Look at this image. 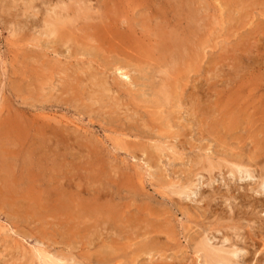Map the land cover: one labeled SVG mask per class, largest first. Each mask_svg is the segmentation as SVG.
<instances>
[{"label": "rangeland", "instance_id": "374dc122", "mask_svg": "<svg viewBox=\"0 0 264 264\" xmlns=\"http://www.w3.org/2000/svg\"><path fill=\"white\" fill-rule=\"evenodd\" d=\"M6 1L8 0H0V199L2 198L0 200V264H39L38 251H47L48 253L53 251L54 255L72 256L73 259H67L69 263H73L76 260L82 264H199L200 257L198 253H194V248L196 241L202 236H207L208 242L215 246L227 247L234 240L237 246L242 247V244L246 245L245 243L252 239L253 245L249 248L253 249L263 243L256 236V231L259 222L264 221V211L251 213L249 205L241 203L242 197L240 196L244 195V198L247 199V196L251 195L250 198L264 201V190H258L255 186L257 170L251 164L249 170L252 176L244 175L236 172L237 170L229 161L233 160L232 157H235V154H238V157H241L242 160L244 159L243 163L247 160L251 163L264 160V146L261 147L264 140V53H262L264 52V0H117L118 2L115 0H89L90 3L80 0L81 2H79L85 5L87 2L90 10L91 8L94 10V7L98 5V8L95 7L96 13H94L95 10H91L94 14L93 17L89 10V15L86 19L80 16L81 18L77 17L78 19L75 20L77 23L72 21L70 24V21H65V16L70 19H76V17L72 16L75 14L72 7H76L74 6L76 4H74V0L67 1L70 3L62 0L67 5L69 4L63 10V6H66L65 3L58 1V4L56 0H49V5L53 6L58 12L57 15L61 17L60 19L55 15L51 19L52 22L54 21L57 24L55 26H58L62 31H65L66 27L68 28L66 29L67 33L70 32L74 37L75 35L79 36L75 37V41L73 39L67 42L59 40L55 41L56 43H54V38L51 35L41 31L38 33L40 28L36 24L32 26L30 21L25 23L27 27H16V30L13 31L9 23L18 22L22 24L24 16L21 14L26 10H28L26 11L27 13L34 12L35 8L32 6L30 8L29 6L27 7L21 0H9V2L5 3ZM12 1H15L13 5ZM38 2L40 3V1L34 0L31 5L37 6ZM7 4L8 6L10 4V10L7 8L8 6L6 8L4 6ZM169 4H172V6ZM14 5L15 11L20 14L13 11L12 7ZM118 5L120 10L124 11H120ZM142 5L144 8L147 6L146 11L143 7H139ZM166 5L168 6L167 8ZM149 6H155L156 8H149ZM182 6L186 7L183 8ZM165 8L169 11H165ZM179 8H183L181 9L183 14L189 11L188 14L184 16L182 11L179 12ZM187 8L188 11H186ZM149 11H152V13L149 15L145 14L149 13ZM101 12H105L102 13V15L105 14L104 18H102V15L98 17V13L101 14ZM110 12H112L111 14L116 12V16L113 14L112 17ZM136 12L138 15L135 14ZM173 12L177 13L174 14ZM11 13L13 16H11ZM41 14V12H38L36 15L38 20L42 19ZM132 15L135 16L133 17ZM164 16L166 19H164ZM194 16L200 18L197 19ZM106 17L107 21H104ZM192 17L196 20H192ZM113 18L115 20L117 18V20L115 21ZM119 18L122 20H119ZM179 18H182L184 22ZM152 19H156L154 22L158 20L155 26ZM84 20L85 22H83ZM100 20H103L106 24L111 23L114 26L111 24L105 26L106 24L104 23L102 25ZM143 20H146L144 24L147 25L142 24ZM58 21H62V23ZM93 21L99 24L95 23L101 32L99 35L102 38L98 37L97 34L94 35L96 32L93 28L96 26L91 23ZM185 22L190 25L185 27ZM151 24H153L154 28ZM177 24H180V26ZM86 25L91 30L90 34L84 33L89 31ZM132 25L137 26L134 27ZM60 26L64 27L61 29ZM104 26L105 28H117V30L119 28V31L122 30L127 36L121 41L111 33L106 32L105 28H101ZM190 26L193 29H189ZM73 27L76 28L77 34ZM85 27L87 30L83 29ZM155 27L159 34L157 32V34L155 32L151 34L152 29L156 31ZM187 27L189 28L187 29ZM181 29L182 31H180ZM79 30L84 32L82 33ZM144 30L146 31L144 32ZM193 31L198 33L196 35L199 38L198 36L196 37ZM201 31L202 35L200 34ZM105 32L108 35H105ZM177 32L180 34L178 33L177 35ZM173 33L174 45L176 42L178 44V46L175 45L174 47V54L177 53L178 55H174L176 58H174L175 68L172 71L167 69V66L159 63L156 49L161 38ZM244 33L248 34V36L244 35ZM88 35L92 38L90 43L87 42L89 41ZM180 36L191 39L187 38L188 42L184 41L183 45L181 42L183 38ZM245 36L248 38L247 40H245ZM135 37L139 41L137 40L136 42ZM152 37H154L153 40L157 41H153ZM200 38L201 40L204 38V41L202 40L204 43L206 42L204 45L200 43L202 42ZM140 40H143L144 49L140 44ZM244 40L245 42H243ZM58 43L66 45V48ZM133 43L137 46L134 47ZM55 44H58V46ZM188 44L190 47L187 46ZM193 44L196 47H192ZM75 45L79 46L76 47ZM96 45L98 46L95 48L94 46ZM185 46L188 50H186ZM129 47L132 49L136 48V52L134 50L130 51ZM76 48L79 49L76 50ZM153 48H155L154 51ZM100 49L102 51L105 50L103 52L107 53V55L105 56V53H102ZM143 50L149 53H143ZM198 50L201 52H198ZM34 51L37 57L38 55L41 57V60L39 59L40 57L37 58L39 61L35 59ZM43 51L45 52L44 55H42ZM68 52L70 55H68ZM240 52L241 55H239ZM116 53L118 54L116 55ZM119 53L123 54V58H121ZM189 53L191 54L187 58L185 55H189ZM236 54H238L240 60L236 57ZM90 55H96L97 57L88 63L91 59H89ZM101 55L103 56L101 57ZM138 55L139 57H137ZM149 55L152 57H149ZM76 56H79L78 58L81 61ZM177 56L182 58L181 61L180 57L177 59ZM183 56L186 58L184 59ZM243 57L242 61L241 58ZM50 58L55 59V62L52 60L53 64H51ZM106 58L109 61H104ZM44 59L45 61L50 60H48V63L46 62L47 65L44 63ZM101 59L105 64L101 62ZM235 59L238 62L235 63ZM97 60H99L98 63ZM69 61H71V64ZM72 61L77 64H79L78 62L80 64L85 62L84 64L86 65L84 66L86 67L89 64L88 68L83 67L84 69H82L83 64H81L82 66L78 65L79 69L81 67L80 71L84 72L83 74L79 73L83 77L79 78L77 76L79 69L76 70L77 65L75 63L72 64ZM240 61L242 62L241 66L239 64ZM39 62L47 67L51 65V68L56 63V68L54 66L52 69L54 70L55 68L57 71L58 68V71L53 73V70H50L52 71L51 74L45 71L41 72L42 67L40 66V69L37 68L40 65ZM146 62H150V64ZM60 63H64V66L60 65ZM138 63H140L139 67H137ZM188 63L191 65L188 66ZM112 64L116 66L111 67ZM95 65L97 66L95 67ZM105 65L110 70L104 67ZM155 65H157V68ZM65 66L67 67L66 71V68L63 71L59 70V68ZM99 67L103 73L100 72ZM240 67L243 68L239 69ZM70 68L76 72L73 70V74ZM140 69L144 72H139L142 71ZM153 69L154 71H152ZM185 69H188V71L185 72ZM117 70L118 72H116ZM64 71L69 75L68 77L66 76L67 78L62 76ZM89 71H92L91 74ZM58 72L61 73L59 74ZM87 73L88 75H86ZM110 73L113 74L111 75ZM145 73H150V75ZM54 74L59 76V78ZM66 74L64 73V75ZM120 74H126L127 76L122 81V84ZM37 75L40 77H35ZM51 75H54L52 79L50 78ZM84 75H86V78H84ZM89 75L93 77L89 79ZM87 76L89 77L87 78ZM147 76H151L152 79ZM70 77H72L73 82L69 79ZM95 77L99 78L96 79ZM130 77L129 82L127 79ZM35 78H37V82H34ZM78 78L79 81H77ZM94 78L96 81H93ZM39 79L40 84L38 83ZM65 79L68 80V83ZM114 79L115 82L112 81ZM153 79L157 80L154 81ZM103 81L105 82L103 83ZM65 82L68 86L65 85ZM95 82L103 86H98ZM78 83L80 84L78 85ZM164 83L165 86L171 83L174 86V100H172L173 104H170L172 107L169 108V112H167L165 103L155 93L158 87L164 86ZM88 84L92 87L89 88ZM41 85L43 88H41ZM82 85L84 88H82ZM107 85H111L110 88L108 87V93L101 94V91L103 92L102 89L106 88ZM121 85L122 87H119ZM65 87L68 92L65 91ZM38 88L39 90L41 89L40 92H38ZM127 88L128 91L126 90ZM150 88H153V92ZM82 89L84 90L82 91ZM121 90L124 93H120L122 92ZM129 90H132V92ZM135 90L138 93H135ZM191 92L194 93L192 94ZM96 93L98 95L101 94L102 101L98 102V95L95 96ZM125 96L127 97L125 98ZM203 96L205 97L202 98ZM84 97L89 98L85 99ZM157 97L159 100H157ZM207 97L209 98L206 99ZM135 99H137L136 102L134 101ZM62 100L63 102L64 100L70 101H65L66 105L65 102L64 104L62 103ZM116 100L119 101L116 102ZM73 103L77 107L72 106ZM243 105H247L249 109L244 108ZM134 106L136 107L135 110ZM164 106L166 108H162ZM245 109L251 114V119L246 128L243 130L235 129V132L223 133L222 137H217L213 125L225 122L233 114L240 117ZM146 116L148 120L145 119L147 118ZM166 119H169L167 125H165ZM215 120H217L216 123ZM45 127L47 130H45ZM130 128L132 130H129ZM50 129H55L56 131L51 130L50 132ZM64 129L68 131L65 130V134L63 132ZM59 132L61 135H59ZM139 132L141 135L138 134ZM144 132H146V135ZM57 133L59 136L56 135ZM68 133L70 134L69 137ZM38 134H41V136ZM42 134L44 135L42 136ZM50 134L51 136H49ZM62 134H64V138H62ZM37 136L41 137V141H39L40 139L37 140ZM47 136L50 137H48L49 140L46 138ZM59 137L65 139V141L60 140ZM38 142H42V144L39 145ZM259 142L261 145L258 144ZM64 143L66 144L64 145ZM44 144H48L51 148L48 145L47 148ZM54 144L56 146H53ZM80 144L84 147H81ZM205 155L208 156L206 157ZM224 158L228 159L225 160ZM7 167L8 170H5ZM195 167L198 169H195ZM4 172L10 174V177ZM196 184L197 186L195 187ZM191 191L192 194L190 193ZM221 216L228 217L227 219H222L220 218ZM116 228L120 229L117 230ZM135 236L136 238H134ZM141 251H144L145 254L141 253ZM239 254L240 257L237 258V261L239 260L238 263L243 264L242 258L246 256L245 249H242ZM258 255L259 253H256V256ZM196 257H199L198 262Z\"/></svg>", "mask_w": 264, "mask_h": 264}, {"label": "bare ground", "instance_id": "6f19581e", "mask_svg": "<svg viewBox=\"0 0 264 264\" xmlns=\"http://www.w3.org/2000/svg\"><path fill=\"white\" fill-rule=\"evenodd\" d=\"M20 1V0H19ZM18 1V2H19ZM22 2H23V4L24 5H26L27 7L29 6V8H30V6H32V7H34L35 8V10H33L32 8V10L34 11V12H31V13H27L26 11H28V10H26V11H22L23 13L21 14L22 16H24L23 18V22H22V24H19L18 22L17 23H9V26L11 27V29L13 30V31H15L16 30V27H27V25L25 24V23H27V21H30V24L33 26V25H35L36 24V26H38L39 28H40V30H38V33H39V31H41L42 33H45V34H47V35H51L53 38H54V43H56L55 41H59V40H61V41H63V42H67V41H69L70 39L72 40L73 39V41H75V37H77L76 35H75V37L74 36H72L71 35V33L70 32H66V29H68V28H66L65 27V31H62V30H60L59 28H58V26L56 27L55 26V22L53 21L52 22V18L55 16V15H57L58 14V12H57V10L53 7V6H50L49 5V3H48V1L49 0H38V1H40V3H39V5H38V3H37V6H34V5H31V4H33V2H34V0H21ZM57 1V3L59 4V2L58 1H60V2H63V3H65L64 1H62V0H56ZM67 1H69V0H66V2ZM80 0H74V6H76V7H72V8H74V12H75V14L74 15H72L73 17H76V19H70L68 16H65V21H70L69 22V24L73 21H75V20H77L78 18L77 17H80V16H83L84 17V19H86V17H88V15H89V10H90V7L87 5V2H86V5L85 4H82V3H80L79 2ZM83 1V0H82ZM85 1H88L89 3H90V1H92V0H85ZM102 1V0H101ZM116 2H118L117 0H115ZM123 1V0H122ZM121 1V2H122ZM148 1V0H147ZM146 1V2H147ZM174 1V0H173ZM243 1H245V0H243ZM247 1V0H246ZM2 2V1H1ZM7 2H9V0L8 1H6L5 3H7ZM84 2V1H83ZM96 2V1H95ZM94 2V3H95ZM120 2V3H121ZM130 2H132V1H130ZM152 2V1H151ZM193 2V1H192ZM242 2V1H241ZM3 3V2H2ZM11 3V2H10ZM15 3V1H12V5ZM52 3V2H51ZM56 3V4H57ZM67 3H70V2H67ZM99 3V2H98ZM113 3H114V1H113ZM168 3V2H167ZM185 3V2H184ZM191 3V2H190ZM17 4V3H16ZM53 4V3H52ZM57 4V5H58ZM66 4V3H65ZM64 4V5H65ZM96 4V3H95ZM94 4V5H95ZM99 4H101V3H99ZM122 4H123V2H122ZM126 4H127V2H126ZM148 4H149V2H148ZM174 4V3H173ZM11 5V6H12ZM24 5H22L23 7H24ZM56 5V6H57ZM60 5H62L61 3H60ZM69 5V4H68ZM67 4H66V6H63L64 8H62V7H60V8H62V10L63 9H66L67 8V6H68ZM73 5V4H72ZM71 5V6H72ZM102 5V4H101ZM133 5V4H132ZM136 5V4H135ZM170 6H172V4H169ZM5 6V8L8 6V4L7 5H4ZM9 6H10V4H9ZM9 6L7 7V8H9ZM20 6V5H19ZM55 6V7H56ZM86 6H88V7H86ZM91 6V5H90ZM93 6V5H92ZM98 6V5H97ZM97 6H95L96 8H98ZM100 6V5H99ZM106 6V5H105ZM119 6V5H118ZM117 6V7H118ZM122 6V5H121ZM161 6V5H160ZM207 6V5H206ZM14 7H15V5L12 7L13 9H14ZM66 7V8H65ZM95 7H94V10H95ZM101 7V6H100ZM115 7V6H114ZM125 7V6H124ZM130 7V6H129ZM139 7H143V9L145 10L146 8H147V6H146V8H144V6L142 5V6H139ZM151 7H154V8H156L155 6H151ZM150 6H149V8H151ZM168 6L166 5V8H167ZM183 7V6H182ZM186 7V6H185ZM185 7H183V8H185ZM26 8V7H25ZM25 8H24V10H25ZM102 8V7H101ZM106 8V7H105ZM108 8H110L109 6H108ZM119 8V10H120V6L118 7ZM132 8V7H131ZM165 8V11L166 10H168V9H166ZM171 8V7H170ZM183 8H179V12H181L182 11V14H183V10H181V9H183ZM191 8V7H190ZM208 8V7H207ZM11 8H9V10H10ZM57 9H58V6H57ZM122 9V8H121ZM133 9V8H132ZM8 10V11H9ZM20 9H18V11H19ZM22 10H23V8H22ZM62 10H60V11H62ZM71 10V9H70ZM91 10H93V8H91ZM90 10V11H91ZM93 10V11H94ZM143 10V11H144ZM150 10V9H149ZM153 10V9H152ZM157 10V9H156ZM190 10V9H189ZM13 11H15V9L13 10ZM31 11V10H30ZM67 11V10H66ZM72 11H73V9H72ZM99 11V10H98ZM109 11V10H108ZM107 11V13L109 14V12ZM113 11V10H112ZM118 11V10H117ZM120 11H124V10H120ZM119 11V12H120ZM132 11V10H131ZM146 11V10H145ZM144 11V12H145ZM158 11V10H157ZM169 11V10H168ZM173 11V10H172ZM186 11H188V8L186 9ZM205 11H206V9H205ZM231 11V10H230ZM15 12H17V11H15ZM19 12H21V10L19 11ZM38 12H41L42 14V19H39V20H41V21H39L37 18V14H38ZM68 12H69V10H68ZM68 12H67V14H68ZM153 12H154V10H153ZM159 12H160V10H159ZM189 12V11H188ZM188 12L186 13H184L183 15L185 16V14L187 15L188 14ZM196 12V11H195ZM9 13V12H8ZM18 13V12H17ZM72 13V12H71ZM70 13V14H71ZM94 13H96V10L94 11ZM99 13H100V11H99ZM98 13V17H99V15L101 16L102 15V13H105V12H101V14H99ZM112 12H110V15H112V17H113V14H115V13H113V14H111ZM121 13V12H120ZM132 13H133V11H132ZM150 13H152V11L150 12L149 11V13L147 12V13H145V14H147V15H149ZM155 13V12H154ZM158 13V12H157ZM162 14L164 13V12H161ZM168 13V12H167ZM170 13V12H169ZM174 13V12H173ZM177 12H175L174 14H176ZM198 13V12H197ZM207 13V12H206ZM10 14V13H9ZM16 14V13H15ZM18 14H20V13H18ZM17 14V15H18ZM93 13H92V11H91V15H92ZM107 14V15H108ZM128 14V13H127ZM136 15H138L137 14V12L135 13ZM144 14V13H143ZM165 14V13H164ZM178 14H181V13H178ZM191 14H192V12H191ZM191 14H189V15H191ZM194 14V13H193ZM234 14V13H233ZM105 15V14H104ZM104 15H102V18H104L105 16ZM124 15H125V13H124ZM11 16H13L12 15V13H11ZM58 16V15H57ZM93 17H94V14L92 15ZM97 16V15H96ZM104 16V17H103ZM109 16V15H108ZM114 16H116V14L114 15ZM126 16V15H125ZM130 16V15H129ZM133 17L135 16V15H132ZM169 16V15H168ZM167 16V17H168ZM195 16H197V15H195ZM194 16V17H195ZM250 16V15H249ZM263 16V15H262ZM6 17H8V16H6ZM15 17V16H14ZM13 17V18H14ZM37 17V18H36ZM40 17V18H41ZM59 17V16H58ZM140 17H142V16H140ZM152 17V16H151ZM151 17H150V19H151ZM170 17V16H169ZM194 17H192V20L194 19ZM252 17V16H251ZM60 19H61V17H59ZM81 18V17H80ZM95 18H97V17H95ZM102 18H100V19H102ZM110 18V17H109ZM108 18V19H109ZM139 18V17H138ZM154 18V17H153ZM156 18V17H155ZM158 18V17H157ZM195 18H197V17H195ZM198 18H200V17H198ZM197 18V19H198ZM203 18V17H202ZM20 19V18H19ZM56 19H58V18H56ZM63 20H64V18H62ZM94 19V18H93ZM107 19V17L104 19V21ZM111 19V18H110ZM114 19V18H113ZM136 19V18H135ZM134 19V20H135ZM143 19V18H142ZM160 19H161V17H160ZM164 19H166V17L164 16ZM163 19V20H164ZM170 19V18H169ZM180 19V18H179ZM185 19V18H184ZM187 19V18H186ZM10 20V19H9ZM38 20V21H37ZM99 20V19H98ZM115 20V19H114ZM116 20H117V18H116ZM115 20V21H116ZM119 20H122V19H120L119 18ZM139 20V19H138ZM153 20V19H152ZM154 20H156V19H154ZM154 20H153V22H154ZM181 21L183 20L182 18L180 19ZM194 20H196V19H194ZM55 21H57V20H55ZM100 21H102V22H100V24L102 23V25H104V24H106V23H104V21L103 20H100ZM107 21V20H106ZM150 21V20H149ZM161 21V20H160ZM165 21V20H164ZM171 21V20H170ZM190 21H191V19H190ZM12 22V21H11ZM59 23H62V21H58ZM76 22V21H75ZM83 22H85V20L83 21ZM87 22V21H86ZM108 22H109V20H108ZM119 22V21H118ZM121 22H125V21H121ZM146 22V20L144 21L143 20V25H147V24H144ZM151 22V21H150ZM153 22H151V23H153ZM158 22V20L157 21H155L154 22V26L156 25L155 23H157ZM163 22V21H162ZM166 22V21H165ZM183 22H184V20H183ZM188 22H189V20H188ZM58 23V24H59ZM77 23V22H76ZM88 23V22H87ZM86 23V24H87ZM91 23H94V21L93 22H91ZM95 23H97V22H95ZM95 23H94V25H95ZM104 23V24H103ZM110 23V22H109ZM117 23V22H116ZM140 23H141V21H140ZM140 23H138V24H140ZM168 23V22H167ZM173 23V22H172ZM171 23V24H172ZM178 23H180V22H178ZM187 22H185V24H184V26L186 27V26H188V25H190V24H186ZM194 23V22H193ZM197 23V22H196ZM78 24H80V23H78ZM81 24H82V22H81ZM84 24V23H83ZM111 24V23H110ZM110 24H106L105 26H108V25H110ZM127 24V23H126ZM133 24H134V21H133ZM135 24H136V21H135ZM165 24V23H164ZM170 24V25H171ZM183 24V23H182ZM18 25V26H17ZM57 25V24H56ZM60 25V24H59ZM61 25H63V24H61ZM65 25V24H64ZM85 25V24H84ZM97 25H99L98 23H97ZM97 25H95L96 27H94L93 29L95 30V32L96 33H94V35H96L97 34V36L98 37H100V38H102V36H100L99 34H101V32H100V30L97 28ZM101 25V26H102ZM112 25V24H111ZM120 25H122L121 23H120ZM119 25V26H120ZM152 26H153V24H151ZM169 25V24H168ZM177 25H179L180 26V24H177ZM199 25V24H198ZM71 26V25H70ZM70 26H67V27H70ZM105 26L104 27H101V28H105ZM112 26H114V25H112ZM132 26H137V25H132ZM139 26V25H138ZM154 26H153V28H154ZM201 26V25H200ZM200 26H198L199 28H200ZM207 26V25H206ZM31 27V26H30ZM61 27V29L64 27H62V26H60ZM76 28H77V26H75ZM82 27V26H81ZM86 27L88 28V26L86 25ZM83 28V29H86L87 30V28ZM90 27V26H89ZM116 27V26H115ZM126 27H128V26H126ZM142 27V26H141ZM168 27V26H167ZM174 27V26H173ZM192 26H190V28L189 27H187V29L189 28V29H193V28H191ZM71 28V27H70ZM76 28H74L73 27V29H75L76 30ZM79 28V27H78ZM129 28H131V27H129ZM128 28V29H129ZM144 28H146V27H144ZM143 28V29H144ZM168 28H170V27H168ZM30 29V28H29ZM32 29V28H31ZM36 30H37V28H35ZM136 29V28H135ZM139 29H141V28H139ZM149 29H150V27H149ZM175 29V28H174ZM173 29V30H174ZM186 29V30H187ZM196 29H198V28H196ZM257 29V28H256ZM22 30V29H21ZM70 30V29H69ZM85 30V31H86ZM88 30H89V28H88ZM105 30H106V32H109V33H111L112 35H114L115 36V38H119L120 40L121 39H123L124 37H126L127 35L125 34V33H123V31L121 32V31H119V28H118V30H117V28H113V27H107V28H105ZM104 30V31H105ZM132 30H133V28H132ZM132 30H130V31H132ZM154 29H152V31H151V34L153 33V32H155V34H157L158 32H157V29H156V27H155V30L156 31H153ZM169 30V29H168ZM177 30V29H176ZM175 30V31H176ZM186 30H185V32H186ZM202 30V29H201ZM17 31H18V29H17ZM16 31V32H17ZM30 31V30H29ZM32 31V30H31ZM72 31V30H71ZM80 32H82L81 30H79ZM79 31H78V33H79ZM90 31L91 30H89L88 32H84V33H88V34H90ZM93 31V30H92ZM142 31V30H141ZM146 30H144V32H145ZM147 31H148V29H147ZM180 31H182V29L180 30ZM73 32H74V30H73ZM82 32V33H83ZM105 32V35L107 34ZM149 32V31H148ZM157 32V33H156ZM165 32V31H164ZM174 32V31H173ZM184 32V31H183ZM194 33H195V31H193ZM14 33V32H13ZM41 33V34H42ZM70 33V34H69ZM128 33H130V32H128ZM169 33V32H168ZM175 33V32H174ZM174 33L173 34H165L166 36L164 37V38H161V40L159 41V43H158V47H157V54H158V59H159V63L160 64H162L163 66H167V69H169V70H174V58H175V54H177V53H175L174 54V47H175V45H177L178 46V44H177V42H176V44L174 45V43H175V41H174ZM178 33L179 32H177V35H178ZM204 33V32H203ZM31 34V33H30ZM76 34H77V30H76ZM138 34V33H137ZM142 34H143V32H142ZM159 34V33H158ZM180 34V33H179ZM196 34H198L197 32L195 33V35ZM200 34L202 35V31L200 32ZM255 34V33H254ZM258 34V33H257ZM38 35V34H37ZM86 35V34H85ZM108 35V34H107ZM133 35V34H132ZM163 35V34H162ZM244 35H246V33H244ZM81 36H83V35H81ZM89 36V41H87V42H91L92 41V38H91V36L90 35H88ZM129 36V35H128ZM134 36V35H133ZM139 36V35H138ZM184 36V35H183ZM183 36L181 37V38H183ZM187 36V35H186ZM198 35H196V37H197ZM246 36H248V34L246 35ZM245 36V37H246ZM79 37V36H78ZM132 37V36H131ZM140 37V36H139ZM141 37H142V35H141ZM146 37V36H145ZM157 37V36H156ZM185 37V36H184ZM193 37V36H192ZM203 37V36H202ZM81 38V37H80ZM83 38V37H82ZM111 38V37H110ZM148 38H149V36H148ZM177 38H179V37H177ZM188 39H191V38H189V37H187ZM187 38H183V41H181L182 42V44L184 45V41L185 42H188L186 39ZM194 38V37H193ZM198 38H199V36H198ZM204 38H206L205 36H204ZM204 38L202 39L203 41H204ZM51 39V38H50ZM87 39V38H86ZM98 40H99V38H97ZM134 39V38H133ZM136 39V40H135ZM135 41L137 42V38L135 37ZM149 39H151V38H149ZM154 39V37H152V40ZM176 39V38H175ZM185 39V40H184ZM248 38L246 37L245 38V40H247ZM33 40V39H32ZM77 40V39H76ZM80 40V39H79ZM88 40V39H87ZM107 40V39H106ZM112 40H113V38H112ZM124 40H126V39H124ZM151 40V41H152ZM179 40V39H178ZM181 40V39H180ZM199 40V39H198ZM201 40V38H200V41H202ZM206 40V39H205ZM245 40L243 41V42H245ZM258 40V39H257ZM52 41V40H51ZM83 41V40H82ZM115 41H117V40H115ZM122 41V40H121ZM139 41V40H138ZM141 41V40H140ZM143 41V40H142ZM142 41H141V45H142V47H143V43H142ZM153 41H155V40H153ZM157 41V40H156ZM155 41V42H156ZM195 41H196V39H195ZM199 41V42H200ZM200 42V43H203V45L206 43H204V42ZM42 42V41H41ZM44 42V41H43ZM63 42H61V43H63ZM86 42V43H87ZM130 42H131V40H130ZM155 42H153L154 44H155ZM240 42H242V41H240ZM86 43H84V44H86ZM123 43H126V42H123ZM139 43V42H138ZM195 43V42H194ZM53 44V43H52ZM59 44V43H58ZM58 44L56 45V46H58ZM118 44V43H117ZM116 44V45H117ZM135 43H133L132 45L135 47V46H137L136 44L134 45ZM148 44L149 45H151L149 42H148ZM179 44H180V42H179ZM196 44H198L197 42H196ZM243 44V43H242ZM255 44V43H254ZM60 45V44H59ZM67 45H69V44H67ZM83 45V44H82ZM87 45V44H86ZM91 45V44H90ZM114 45V44H113ZM129 45V44H128ZM139 45V44H138ZM157 45V44H156ZM200 45V44H199ZM198 45V46H199ZM32 46V45H31ZM60 46H66V45H60ZM76 46V45H75ZM79 46V45H78ZM78 46H76V47H78ZM98 45H96V46H94L95 48L97 47ZM118 46H119V44H118ZM155 46V45H154ZM180 46H181V44H180ZM187 46H189L190 47V45L188 44ZM195 46V44H193V46L192 47H194ZM201 46H202V44H201ZM241 46V45H240ZM245 46V45H244ZM264 46V45H263ZM48 47V46H47ZM71 47V46H70ZM86 47V46H85ZM92 47V46H91ZM99 47H102V46H99ZM130 47H131V45H130ZM129 47V48H130ZM133 47V48H134ZM138 47H140V46H138ZM153 47V46H152ZM186 47V46H185ZM191 47V48H192ZM196 47V46H195ZM242 47V46H241ZM58 48V47H57ZM57 48H56V50H57ZM63 48V47H62ZM66 48V47H65ZM80 48V47H79ZM79 48H76V50H78ZM121 48V47H120ZM126 48V47H125ZM182 48V47H181ZM235 48H236V46H235ZM59 49V48H58ZM68 49V48H67ZM71 49H73L72 47H71ZM99 49V48H98ZM122 49V48H121ZM131 50L130 51H132V50H134V52H136L135 51V49H132V48H130ZM139 49V48H138ZM141 49V48H140ZM143 49H144V47H143ZM148 49V48H147ZM154 49L155 48H153V51H154ZM178 49H180L179 47H178ZM183 49V48H182ZM181 49V50H182ZM194 49V48H193ZM196 50H197V48H195ZM201 49H202V47H201ZM40 50V49H39ZM55 50V49H54ZM55 50V51H56ZM85 50H86V48H85ZM101 50V49H100ZM99 50V51H100ZM119 50V49H118ZM146 50V49H145ZM145 50H143L144 52L143 53H147ZM151 50V49H150ZM186 50H188L187 49V47H186ZM240 50H242V49H240ZM29 51V50H28ZM46 51V50H45ZM55 51H53V52H55ZM102 51V50H101ZM103 51H105V50H103ZM102 51V53H105V52H103ZM153 51H151V53H153ZM176 51V50H175ZM190 51V50H189ZM193 51V50H192ZM235 51V50H234ZM251 51V50H250ZM35 52V51H34ZM41 52V51H40ZM44 52V51H43ZM74 52V51H73ZM79 52V51H78ZM77 52V53H78ZM121 52V51H120ZM180 52V51H179ZM188 52V51H187ZM194 52V51H193ZM198 52H201V51H199L198 50ZM202 52H203V50H202ZM245 52V51H244ZM69 53V52H68ZM76 53V54H77ZM101 53V52H100ZM112 53H114V52H112ZM123 53V52H122ZM120 54L121 55V58H123L122 57V55L123 54H125V53H123V54ZM131 53V52H130ZM140 53V52H139ZM142 53V54H143ZM149 53V52H148ZM147 53V54H148ZM182 53H184V52H182ZM192 53V52H191ZM191 53H189V55H185L186 57L187 56H190V54ZM262 53H264V52H262ZM45 54V52L42 54V55H44ZM75 54V55H76ZM79 55H80V53H78ZM83 54V53H82ZM118 53H116V55H117ZM127 54V53H126ZM129 54V53H128ZM132 54V53H131ZM138 54V53H137ZM154 54H155V52H154ZM188 54V53H187ZM196 54V53H195ZM242 54H244V53H242ZM248 54V53H247ZM35 56H36V52H35V54H34ZM68 55H70V53L68 54ZM67 55V56H68ZM72 55V54H71ZM84 55V54H83ZM107 55V53H105V56ZM115 55V56H116ZM130 55V54H129ZM144 55V54H143ZM178 55V54H177ZM193 55H194V53H193ZM207 55V54H206ZM239 55H241V52H240V54ZM245 55V54H244ZM35 56H33L32 55V57H34L35 58ZM46 56V55H45ZM67 56H66V58H67ZM91 56V55H90ZM103 55H101V57H102ZM131 56V55H130ZM151 55H149V57H150ZM156 56V55H155ZM181 56V55H180ZM180 56H177V59H178V57H180ZM205 56V55H204ZM208 56V55H207ZM243 56V55H242ZM38 57H40L39 55H38ZM37 56H36V58L35 59H37L38 58ZM77 57V59L78 60H80L78 57L79 56H76ZM97 56L96 55H92L91 57H89V61H88V63H90V61L93 59V58H96ZM109 57V56H108ZM137 57H139V55L137 56ZM146 58H147V56H145ZM152 57V56H151ZM184 57V56H183ZM186 57H184V59L186 58ZM192 57V56H191ZM203 57V56H202ZM236 57L239 59V57H238V54H236ZM245 57V56H244ZM244 57L243 58H241L242 59V61H243V59H244ZM30 58V57H29ZM47 58V57H46ZM63 58V57H62ZM70 58V57H69ZM130 58V57H129ZM135 58V57H134ZM157 58V57H156ZM155 58V59H156ZM188 58V57H187ZM196 58H197V56H196ZM27 59V58H26ZM40 60H41V57L39 58ZM39 59H37L38 61H39ZM58 59V58H57ZM74 59V58H73ZM87 59H88V56H87ZM87 59H86V61H87ZM99 59V58H98ZM135 59H137V58H135ZM176 59V58H175ZM181 57H180V61H181ZM183 59V60H184ZM198 59V58H197ZM196 59V60H197ZM33 60V59H32ZM49 60V59H48ZM48 60H46L45 61V59L43 60L44 61V63H48L50 60H51V62H52V60L55 62V59H52V58H50V60L48 61ZM66 60V59H65ZM69 60V59H68ZM94 60V59H93ZM100 60V59H99ZM99 60H97V63H98V61ZM105 60H107V61H109L107 58L106 59H104V61ZM125 60V59H124ZM149 60V59H148ZM240 60V59H239ZM61 61V60H60ZM64 61V60H63ZM74 61H76V60H74ZM81 61V60H80ZM85 61V60H84ZM85 61V62H86ZM104 61H102V59H101V62L102 63H104ZM111 61V60H110ZM119 61V60H118ZM123 61V60H122ZM127 61H129V60H127ZM138 61V60H137ZM154 61H156V60H154ZM154 61H152V62H154ZM158 61V60H157ZM235 61V63L236 62H238V61H236V59L234 60ZM233 61V62H234ZM245 61V60H244ZM33 62H34V60H33ZM54 62H52L51 64H53ZM57 62V61H56ZM58 62H59V60H58ZM57 62V63H58ZM62 62V61H61ZM68 62V61H67ZM71 61H69V63H70ZM84 62V63H85ZM112 62V61H111ZM126 62V61H125ZM132 62V61H131ZM136 62V61H135ZM134 62V63H135ZM144 62V61H143ZM260 62V61H259ZM31 63H32V61H31ZM35 63H37V62H35ZM40 63V62H39ZM43 63V62H42ZM47 63H46V65H47ZM73 63H75L76 65H77V67H76V70L77 69H79L78 67V65H81V64H83V66H82V69H84L83 67H85V68H88V66H89V64H88V66L86 67V66H84V65H86V64H84L83 62H81V64H80V62H78L79 64H77L76 62H73L72 61V64ZM95 63V62H94ZM100 63V62H99ZM102 63H100V64H102ZM118 63V62H117ZM147 63V62H146ZM146 63H144V64H146ZM149 64H150V62H148ZM147 63V64H148ZM204 63V62H203ZM241 61H240V66H241ZM67 63L65 62V65H66ZM71 64V63H70ZM74 64V65H75ZM92 64H93V62H92ZM91 64V65H92ZM96 64V63H95ZM105 64V63H104ZM111 64V63H110ZM122 64V63H121ZM139 64L140 63H138V65H137V67H139ZM146 64V65H147ZM159 64V65H160ZM184 64H185V62H184ZM238 64V65H239ZM45 64H41L40 63V65H39V67H37V68H39L40 69V66L42 67V69L40 70L41 72H47V73H52V71H50V70H53L52 68L55 66V68H56V66H57V64L55 63V65H52L53 67L51 68L50 66V69H49V67H47ZM49 65V64H48ZM60 65H63L64 66V63H60ZM69 65V64H68ZM108 65V64H107ZM107 65H105L104 67H107ZM115 65V64H114ZM113 64L111 65V67L112 66H114ZM129 65V64H128ZM182 65H183V62H182ZM191 65V64H190ZM189 65V63H188V66H190ZM244 65V64H243ZM36 66H37V64H36ZM67 66V65H66ZM62 67V68H59V70H64V68H66L65 69V71L67 70V67ZM97 65H95V67H96ZM101 66V65H100ZM116 66V65H115ZM135 66V65H134ZM144 66V65H143ZM149 66V65H148ZM150 66H152V65H150ZM154 66V65H153ZM152 66V67H153ZM156 66V68H157V65H155ZM205 66V65H204ZM58 67H59V64H58ZM75 67V66H74ZM119 67V66H118ZM141 67V66H140ZM218 67V66H217ZM237 68H238V66H236ZM246 67V66H245ZM248 67V66H247ZM55 68H54V70H55ZM90 68H92L91 66H90ZM93 68H94V66H93ZM107 68H109V67H107ZM120 68H121V66H120ZM119 68V69H120ZM144 68V67H143ZM145 68H148V67H145ZM162 68H164V67H162ZM187 68V67H186ZM243 67H240L239 69H242ZM249 68V67H248ZM30 69H31V67H30ZM95 69V68H94ZM99 69H100V67H99ZM125 69V68H124ZM133 69V68H132ZM165 69V68H164ZM181 69V68H180ZM214 69V68H213ZM238 69V70H239ZM32 70V69H31ZM30 70V71H31ZM37 70V69H36ZM36 70H35V72H36ZM43 70V71H42ZM53 70V73L54 72H57L58 71V68H57V71L55 70L54 71ZM69 70V69H68ZM74 70V69H73ZM73 70H72V68H70V71H72L73 72ZM81 70V67H80V69H79V72L76 74L77 76H79V78H81V76L83 77V75H81L80 76V71ZM87 70V69H86ZM91 70V69H90ZM98 70V69H97ZM109 70H110V68H109ZM134 70V69H133ZM140 70H142V69H140ZM146 70V69H145ZM149 70V69H148ZM150 70H151V68H150ZM157 70V69H156ZM155 70V71H156ZM168 70V71H169ZM216 70V69H215ZM237 70V71H238ZM245 70V69H244ZM64 71V73L66 74V72ZM82 71H84V70H82ZM120 71H122V70H120ZM136 71V70H135ZM152 71H154V69L152 70ZM159 71V70H158ZM161 71V70H160ZM163 71H165V70H163ZM184 71V70H183ZM186 71H188V69H185V72ZM246 71V70H245ZM258 71V70H257ZM69 72V71H68ZM67 72V73H68ZM72 72H70V73H72ZM74 72H76L75 70H74ZM74 72H73V74H74ZM87 72V71H86ZM90 72V71H89ZM88 72V73H89ZM92 72V71H91ZM91 72H90V74H91ZM100 72H102V70L100 69ZM106 72V71H105ZM111 72V71H110ZM116 72H118V70L116 71ZM138 72V71H137ZM139 72H144L143 70L142 71H139ZM150 72V71H149ZM244 72V71H243ZM31 73V72H30ZM33 73V72H32ZM59 74L61 73V72H58ZM64 73L62 74V76H69V75H64ZM82 73V72H81ZM84 73V72H83ZM82 73V74H83ZM88 73L86 74V75H88ZM95 73V72H94ZM103 73V72H102ZM121 73V72H120ZM156 73H157V71H156ZM215 73V72H214ZM40 74H42V73H40ZM72 74V75H73ZM95 74H97V75H99L98 73H95ZM95 74H94V76H95ZM105 74V73H104ZM111 74V73H110ZM109 74V75H110ZM113 74V73H112ZM111 74V75H112ZM146 75L147 74H149L150 75V73H145ZM145 74H143V75H145ZM160 74V73H159ZM201 74V73H200ZM220 74V73H219ZM32 75V74H31ZM33 75H35V74H33ZM44 75H45V73H44ZM43 75V76H44ZM49 75V74H48ZM55 75V74H54ZM54 75H51V79L53 78L52 76H54ZM71 75V74H70ZM76 75H75V77H76ZM86 75H84L85 77L84 78H86ZM111 75H110V77H111ZM118 75V74H117ZM137 75H138V73H137ZM142 75V76H143ZM153 75V74H152ZM157 75V74H156ZM161 75V74H160ZM159 75V76H160ZM174 75V74H173ZM229 75V74H228ZM39 75H37V76H35V77H38ZM42 76V77H43ZM56 76V75H55ZM61 76V75H60ZM90 76V75H89ZM89 76H87V78L89 77ZM154 76V75H153ZM227 76V75H226ZM33 77V76H32ZM40 77V76H39ZM38 77V78H39ZM56 77H58L59 78V76H56ZM66 77V78H67ZM73 77H74V75H73ZM93 77V76H92ZM91 76L89 77V79H91L92 78ZM114 77V76H113ZM132 77H133V75H132ZM147 77H149V76H147ZM230 77V76H229ZM228 77V78H229ZM34 78V77H33ZM55 78V77H54ZM72 77H70L69 79H71ZM79 78H78V80L77 81H79ZM83 78V79H84ZM96 78V77H95ZM95 78H94V80L93 81H96L95 80ZM99 77H97L96 79H98ZM104 78V77H103ZM120 78H121V84H122V81L123 80H125L126 78H127V76H126V74L124 75V74H120ZM149 78H151V76L149 77ZM159 78V77H158ZM169 78V77H168ZM171 78V77H170ZM182 78V77H181ZM210 78V77H209ZM233 78V77H232ZM231 78V79H232ZM100 79H101V76H100ZM105 79H107V78H105ZM109 79V78H108ZM116 79H118V78H116ZM130 79H131V77L129 78V79H127V80H129V82H130ZM133 79L135 80V77H133ZM145 79V78H144ZM152 79V78H151ZM160 79V78H159ZM212 79V78H211ZM31 80V79H30ZM37 80V78H35V80H34V82ZM48 80V79H47ZM82 80V79H81ZM85 80V79H84ZM87 80V79H86ZM91 80V81H92ZM139 80V79H138ZM143 80V79H142ZM149 80V79H148ZM154 80V79H153ZM152 80V81H153ZM155 80H157V79H155ZM154 80V81H155ZM166 80H168V79H166ZM173 80V79H172ZM39 81H40V79L38 80V83H39ZM50 81V80H49ZM49 81H47V82H49ZM60 81V80H59ZM62 81H64V80H62ZM65 81H67V83H68V80H66L65 79ZM71 81H72V79H71ZM75 81V80H74ZM92 81V82H93ZM100 81V80H99ZM98 81V82H99ZM112 81H114L115 82V79L114 80H112ZM147 81V80H146ZM150 81V80H149ZM151 81V82H152ZM160 81V80H159ZM158 81V82H159ZM162 81V80H161ZM226 81H228L227 79H226ZM37 82V81H36ZM58 82V81H57ZM61 82V81H60ZM73 82V81H72ZM85 82V81H84ZM97 82V83H98ZM105 81H103V83H104ZM107 82V81H106ZM113 82V83H114ZM132 82H134L133 80H132ZM141 82V81H140ZM169 82V81H168ZM225 82V81H224ZM46 83V82H45ZM66 83V82H65ZM65 84L66 86H68V84ZM81 83V82H80ZM80 83H78V85L80 84ZM96 83V82H95ZM96 83V84H97ZM100 83V82H99ZM110 83V82H109ZM127 83H128V81H127ZM135 83V82H134ZM145 83V82H144ZM148 83V82H147ZM155 83V82H154ZM153 83V85H155ZM161 83V82H160ZM162 83H163V81H162ZM173 83V82H172ZM171 83V84H172ZM223 83V82H222ZM31 84V83H30ZM35 84V83H34ZM40 84V83H39ZM38 84V86H39V88H40V85ZM42 84V83H41ZM72 84V83H71ZM70 84V85H71ZM111 84V83H110ZM167 84V83H166ZM168 85V86H165V83H164V86H160V87H158L157 89H156V91H155V93H156V95L157 96H159V98H161L162 99V101L165 103V105L167 106V108L164 106V107H162V108H166L168 111L167 112H169V108L170 107H172V105H170V104H173V102H172V100H174V83H173V85ZM176 84V83H175ZM37 85V84H36ZM35 85V86H36ZM77 85V84H76ZM84 85V84H83ZM83 85H82V88H84L83 87ZM89 85V84H88ZM98 86H103V85H99V84H97ZM105 85V84H104ZM113 85V84H112ZM120 85V84H119ZM129 85V84H128ZM148 86H149V84H147ZM157 86H158V84H156ZM161 85V84H160ZM215 85V84H214ZM30 86V85H29ZM42 86V85H41ZM43 86H44V84H43ZM43 86L41 87V88H43ZM81 86V85H80ZM84 86H86V85H84ZM90 86V85H89ZM110 86L111 85H107V87L106 88H104V89H102L103 90V92L101 91V94H106V93H108L107 91L109 90L108 89V87L110 88ZM124 86V85H123ZM126 86V85H125ZM179 86V85H178ZM201 86V85H200ZM56 87H58V86H56ZM73 87H74V85H73ZM92 86H90L89 88H91ZM119 87H122V85L121 86H119ZM136 87V86H135ZM139 87H143V86H139ZM150 87H152V86H150ZM193 87H195V86H193ZM246 87V86H245ZM33 88H37V87H33ZM39 88H38V90H39ZM45 88V87H44ZM66 88V87H65ZM87 88V87H86ZM129 88V87H128ZM128 88L126 89L127 91H128ZM147 88V87H146ZM149 88V87H148ZM178 88V87H177ZM176 88V89H177ZM64 89V88H63ZM62 89V90H63ZM75 89V88H74ZM117 89V88H116ZM122 89V88H121ZM137 89V88H136ZM151 90H152V92H153V88H150ZM192 89V88H191ZM231 89V88H230ZM252 89V88H251ZM41 90V89H40ZM40 90L38 91V92H40ZM43 90V89H42ZM84 89H82V91H83ZM140 90V89H139ZM150 90V91H151ZM232 90V89H231ZM34 91V90H33ZM54 91V90H53ZM65 91H67V88H66V90ZM74 91V90H73ZM92 91V90H91ZM91 91H89V92H91ZM94 91V90H93ZM96 91V90H95ZM122 92H120V93H124L123 92V90H121ZM129 91H131L132 92V90H129ZM134 91V90H133ZM136 91V90H135ZM198 91H199V89H198ZM37 92V91H36ZM46 92V91H45ZM68 92V91H67ZM112 92V91H111ZM151 92V93H152ZM231 92H233V91H231ZM244 92H245V90H244ZM92 93V92H91ZM118 93V92H117ZM119 93V94H120ZM135 93H138L137 91L135 92ZM192 94L194 93V92H191ZM213 93V92H212ZM227 93V92H226ZM234 93H235V91H234ZM254 93V92H253ZM252 93V94H253ZM74 94V93H73ZM82 94V93H81ZM100 94V95H101ZM126 94V93H125ZM182 94V93H181ZM200 94V93H199ZM198 94V95H199ZM233 94V93H232ZM65 95H67V94H65ZM72 95V94H71ZM83 95V94H82ZM98 94L96 93V95L95 96H97ZM100 95H98L97 96V98H98V102H100V101H102V98L100 97ZM194 95H196V94H194ZM193 95V96H194ZM229 95V94H228ZM234 95V94H233ZM240 95V94H239ZM76 96V95H75ZM88 96H89V94H88ZM114 96V95H113ZM112 96V97H113ZM128 96H130V95H128ZM132 96H133V94H132ZM137 96V95H136ZM154 96V95H153ZM201 96V95H200ZM238 96V95H237ZM53 97V96H52ZM86 97V96H85ZM84 97V98H85ZM108 97V96H107ZM106 97V98H107ZM117 97V96H116ZM127 96H125V98H126ZM131 97V96H130ZM138 97V96H137ZM156 97V96H155ZM199 97V96H198ZM205 96H203L202 98H204ZM227 97H229V96H227ZM236 97V96H235ZM61 98V97H60ZM89 98V97H88ZM88 98H85V99H88ZM96 98V99H97ZM133 98V97H132ZM135 98V97H134ZM141 98V97H140ZM209 97H207L206 99H208ZM248 98V97H247ZM251 98V97H250ZM26 99V98H25ZM105 99V98H104ZM113 99H115V98H113ZM122 99V98H121ZM128 99H129V97H128ZM127 99V100H128ZM188 99V98H187ZM30 100V99H29ZM136 100L137 99H135L134 101L136 102ZM156 100V99H155ZM157 100H159L158 99V97H157ZM191 100V99H190ZM194 100V99H193ZM199 100V99H198ZM241 100V99H240ZM66 100H64V102H65ZM70 100H68V101H66V102H69ZM90 101V100H89ZM117 101H119V100H116V102ZM192 101V100H191ZM200 101H201V99H200ZM203 101V100H202ZM64 102H63V100H62V103L64 104ZM65 102V103H66ZM98 102H97V104H98ZM114 102V101H113ZM150 102V101H149ZM189 102V101H188ZM205 102V101H204ZM203 102V103H204ZM56 103V102H55ZM71 103V102H70ZM119 103V102H118ZM128 103H129V101H128ZM155 103V102H154ZM159 103V102H158ZM157 103V104H158ZM194 103H196V102H194ZM206 103V102H205ZM44 104H45V102H44ZM100 104V103H99ZM114 104H115V102H114ZM132 104H133V102H132ZM189 104H190V102H189ZM213 104V103H212ZM226 104V103H225ZM66 105H67V103H66ZM105 105V104H104ZM121 105V104H120ZM119 105V106H120ZM143 105V104H142ZM160 105V104H159ZM200 105V104H199ZM228 105H229V103H228ZM72 106H75L74 105V103L72 104ZM112 106V105H111ZM117 106V105H116ZM144 106V105H143ZM142 106V107H143ZM146 106V105H145ZM227 106V105H226ZM230 106V105H229ZM244 106V108L246 107V108H248V106L247 105H243ZM67 107V106H66ZM75 107H77V106H75ZM84 107H85V105H84ZM108 107V106H107ZM153 107V106H152ZM194 107H195V105H194ZM112 108V107H111ZM135 106H134V110H135ZM41 109V108H40ZM86 109V108H85ZM105 109V108H104ZM103 109V110H104ZM138 109V108H137ZM204 109V108H203ZM228 109V108H227ZM241 109V108H240ZM249 109V108H248ZM88 110V109H87ZM121 110V109H120ZM119 110V111H120ZM152 110V109H151ZM158 110H159V107H158ZM162 110V109H161ZM105 111V110H104ZM106 111H107V109H106ZM114 111V110H113ZM132 111H133V109H132ZM141 111V110H140ZM196 111V110H195ZM194 111V112H195ZM224 111V110H223ZM98 112V111H97ZM134 112V111H133ZM149 112V111H148ZM152 112V111H151ZM163 112V111H162ZM170 112H171V110H170ZM189 112V111H188ZM137 113H138V111H137ZM231 113V112H230ZM243 113V114H242ZM242 116H240V117H238V116H234V114L233 115H230L228 118H227V120L225 121V122H223V123H221V124H218V123H216V121L217 120H215V123L216 124H214L213 126H214V128H215V132H216V134H217V137H222L223 136V133L224 134H228V133H230V132H235L234 130L236 129H245L246 128V125L247 124H249V121H250V117H251V114L250 113H248L247 111H246V109L245 110H243L242 111ZM149 114V113H148ZM148 114H147V116H148ZM156 114H158V113H156ZM229 114V113H228ZM47 115V114H46ZM108 115V114H107ZM106 115V116H107ZM198 115V114H197ZM116 116V115H115ZM146 116V117H147ZM165 116V115H164ZM167 116V115H166ZM170 116V115H169ZM192 116V115H191ZM90 117V116H89ZM108 117V116H107ZM167 118V117H166ZM170 118V117H169ZM179 118V117H178ZM140 119V118H139ZM145 119H147L148 120V117L147 118H145ZM161 119H162V117H161ZM257 119V118H256ZM256 119H254V120H256ZM163 120V119H162ZM169 119H166V124L165 125H167V122H169L168 121ZM171 120V119H170ZM247 120V121H246ZM30 121V120H29ZM42 121V120H41ZM40 121V122H41ZM144 121V120H143ZM212 121V120H211ZM257 121V120H256ZM34 122H35V120H34ZM34 122H32V123H34ZM43 122V121H42ZM145 122V121H144ZM147 122V121H146ZM253 122V121H252ZM134 123V122H133ZM256 123V122H255ZM42 124V123H41ZM136 124V123H135ZM162 124V123H161ZM164 124V123H163ZM251 124V123H250ZM47 125H48V123H47ZM140 125V124H139ZM169 125V124H168ZM174 125V124H173ZM38 126V125H37ZM130 126V125H129ZM143 126V125H142ZM161 126V125H160ZM254 126V125H253ZM252 126V127H253ZM53 127V126H52ZM56 127H58V126H56ZM132 127H133V125H132ZM141 127V126H140ZM204 127V126H203ZM257 127V126H256ZM26 128V127H25ZM33 128V127H32ZM46 128V127H45ZM49 128H50V126H49ZM48 128V129H49ZM61 128V127H60ZM136 128H137V126H136ZM210 128H211V126H210ZM209 128V129H210ZM18 129V128H17ZM135 129V128H134ZM133 129V130H134ZM151 129V128H150ZM172 129V128H171ZM247 129H248V127H247ZM250 129V128H249ZM45 130H47V128L45 129ZM51 130L52 129H50V132H51ZM55 130V129H54ZM54 130H52V131H54ZM58 130H59V127H58ZM66 129H64L63 130V132L65 131ZM70 130V129H69ZM129 130H132V128H130ZM214 130V129H213ZM56 131V130H55ZM60 131V130H59ZM67 131V130H66ZM76 131V130H75ZM81 131V130H80ZM120 131V130H119ZM151 131V130H150ZM60 132H62V131H60ZM60 132H59V135H61L60 134ZM68 132V131H67ZM219 132H221V134H219ZM53 133V132H52ZM78 133V132H77ZM76 133V134H77ZM91 133V132H90ZM141 133L143 134V132L141 131ZM141 133L139 132L138 134H140L141 135ZM145 133V135H146V132H144ZM34 134V133H33ZM64 134H65V132H64ZM64 134H62V136L64 135ZM148 134H149V132H148ZM259 134V133H258ZM39 136H41V134H38ZM44 134H42V136H43ZM56 135H58V133L56 134ZM58 135V136H59ZM66 135H67V133H66ZM144 135V136H145ZM151 135V134H150ZM46 136V135H45ZM49 136H51V134L49 135ZM49 136H47L46 138L48 139V137ZM53 136H55V135H53ZM58 136H57V139H58ZM70 136V134L68 133V137ZM148 136V135H147ZM250 136V135H249ZM32 137H34L33 135H32ZM38 137V136H37ZM61 137V136H60ZM59 137V138H60ZM65 136H63L62 138H64ZM67 137V136H66ZM71 137H72V135H71ZM84 137V136H83ZM116 137V136H115ZM140 137V136H139ZM41 138V137H40ZM39 137H38V139L37 138H35V139H37V140H39L40 139ZM50 138V137H49ZM52 138V137H51ZM55 138H56V136H55ZM132 138V137H131ZM78 139V138H77ZM173 139V138H172ZM1 140V139H0ZM5 140V139H4ZM46 140V139H45ZM49 140V139H48ZM54 140H56V139H54ZM60 140H63V141H65V139H61L60 138ZM68 140V139H67ZM72 140V139H71ZM93 140H95V139H93ZM261 140H263V139H261ZM17 141V140H16ZM39 141H41V139L39 140ZM53 141V140H52ZM57 141H59V140H57ZM62 141V142H63ZM7 142V141H6ZM9 142V141H8ZM13 142V141H12ZM33 142V141H32ZM46 142H47V140H46ZM59 142H61V141H59ZM58 142V143H59ZM71 142V141H70ZM209 142V141H208ZM36 143V142H35ZM39 143V142H38ZM37 143V144H38ZM55 143H57V142H55ZM68 143V142H67ZM2 144V143H1ZM4 144V143H3ZM40 144H42V142L41 143H39V145ZM62 144V143H61ZM66 143H64V145H65ZM68 144H70V143H68ZM78 144V143H77ZM76 144V145H77ZM160 144V143H159ZM259 145H261V143L259 142L258 143ZM14 145V144H13ZM45 146H47L46 144H44ZM59 146H60V144H58ZM89 145V144H88ZM93 147H95L93 144H91ZM210 145V144H209ZM1 146V145H0ZM9 146V145H8ZM49 146V145H48ZM48 146H47V148H48ZM53 146H56L55 144L53 145ZM62 146V145H61ZM69 146V145H68ZM73 146V145H72ZM80 146H81V144H80ZM79 146V147H80ZM92 146H90V147H92ZM126 146V145H125ZM160 146V145H159ZM196 146V145H195ZM264 146V140L262 141V145H261V147H263ZM5 147V146H4ZM3 147V148H4ZM50 147V146H49ZM78 147V146H77ZM81 147H84L83 145L81 146ZM199 147V146H198ZM236 147V146H235ZM1 148V147H0ZM9 148V147H8ZM36 148H38L37 146H36ZM40 148V147H39ZM51 148V147H50ZM58 148V147H57ZM64 148V147H63ZM70 148V147H69ZM76 148V147H75ZM86 148V147H85ZM89 148V147H88ZM159 148V147H158ZM169 149V148H168ZM193 149V148H192ZM220 149V148H219ZM6 150V149H5ZM44 150V149H43ZM47 150V149H46ZM68 150V149H67ZM85 150V149H84ZM89 150V149H88ZM156 150V149H155ZM48 151V150H47ZM65 151H66V149H65ZM70 151H72L71 149H70ZM99 151V150H98ZM52 152V151H51ZM80 152V151H79ZM88 152V151H87ZM93 153H94V151H92ZM3 153H4V151H3ZM46 153V152H45ZM48 153V152H47ZM83 153H84V151H83ZM51 154V153H50ZM71 154V153H70ZM79 154V153H78ZM203 154V153H202ZM216 154V153H215ZM229 154V153H228ZM263 154H264V152H263ZM53 155V154H52ZM56 155V154H55ZM54 155V156H55ZM236 155V156H235ZM234 156L235 157H232V159L234 160H231V161H229V163H231V165L232 166H234L235 167V169L237 170L236 172H240V173H243L244 175H248V176H252V174L250 173V166H251V164L252 165H254V169H256L257 170V175H255L256 177V183H255V186H256V188L258 189V190H264V160L263 161H261V162H254V163H251L250 161H246L245 163H243L244 161V159L242 160V158L240 159L239 157H238V154H235ZM82 156V155H81ZM96 156V155H95ZM206 156V155H205ZM204 156V157H205ZM208 156V155H207ZM206 156V157H207ZM57 157V156H56ZM84 157V156H83ZM200 157V156H199ZM205 157V158H206ZM237 157V158H236ZM243 157V156H242ZM88 158V157H87ZM96 158H97V156H96ZM40 159V158H39ZM202 159V158H201ZM225 159V158H224ZM228 159V158H227ZM227 159H225V160H227ZM230 159V158H229ZM246 159H248V158H246ZM98 160V159H97ZM199 160V159H198ZM261 160V159H260ZM37 161H38V159H37ZM41 161V160H40ZM44 161V160H43ZM51 161V160H50ZM102 161V160H101ZM209 161V160H208ZM29 162H30V160H29ZM104 162V161H103ZM200 162H201V160H200ZM52 163V162H51ZM59 163V162H58ZM79 163V162H78ZM151 163V162H150ZM6 164V163H5ZM32 164V163H31ZM57 164V163H56ZM105 164V163H104ZM108 164V163H107ZM110 164V163H109ZM201 164V163H200ZM44 165V164H43ZM97 165V164H96ZM199 165V164H198ZM209 165V164H208ZM231 165H229V166H231ZM93 166V165H92ZM3 167V166H2ZM4 167H5V165H4ZM29 167V166H28ZM53 167V166H52ZM102 167V166H101ZM210 167V166H209ZM12 168V167H11ZM54 168V167H53ZM109 168V167H108ZM111 168V167H110ZM197 167H195V169H196ZM229 168V167H228ZM4 169V168H3ZM2 169V170H3ZM8 170V167L7 168H5V170ZM198 169V168H197ZM201 169V168H200ZM202 169H203V167H202ZM230 169H232L231 167H230ZM254 169H252V170H254ZM104 170V169H103ZM53 171H55V170H53ZM100 171V170H99ZM105 171H107V170H105ZM228 171H230L229 169H228ZM232 171V170H231ZM8 172H10V171H8ZM101 172V171H100ZM103 172V171H102ZM203 172V171H202ZM7 174V172H4V174ZM110 173V172H109ZM191 173H192V171H191ZM200 173V172H199ZM53 174V173H52ZM7 175H9V177H10V174H7ZM7 175H5V176H7ZM64 175V174H63ZM92 175V174H91ZM190 175V174H189ZM239 175V174H238ZM4 176V175H3ZM52 176V175H51ZM93 176V175H92ZM20 177V176H19ZM91 178V177H90ZM93 178H94V176H93ZM194 178H195V176H194ZM244 178V177H243ZM3 179V178H2ZM24 179V178H23ZM15 180H16V178H15ZM61 180V179H60ZM195 182V181H194ZM10 183H11V181H10ZM188 183V182H187ZM197 186V184L195 185V187ZM184 187V186H183ZM194 187V188H195ZM10 190V189H9ZM13 190H15V189H13ZM195 190V189H194ZM227 190V189H226ZM12 192V191H11ZM18 192V191H17ZM169 192V191H168ZM195 192V191H194ZM193 192V193H194ZM13 193V192H12ZM191 194H192V191L190 192ZM189 193V194H190ZM214 193V192H213ZM182 194V193H181ZM65 195V194H64ZM51 196V195H50ZM189 196V195H188ZM242 198H241V203H246L247 205H249V207H250V212L251 213H253V212H256V213H259V212H261V211H264V201L263 200H260V199H255V198H250L251 197V195L250 196H247V199H245L244 198V195H240ZM7 197V196H6ZM231 197H232V195H231ZM4 198V197H3ZM2 199V198H1ZM0 199V200H1ZM5 199V198H4ZM45 199V198H44ZM232 199V198H231ZM230 199V200H231ZM228 200H229V198H228ZM231 202V201H230ZM3 203V202H2ZM229 204V203H228ZM232 205V204H231ZM233 206H234V203H233ZM69 207V206H68ZM228 207V206H227ZM228 209H229V207H228ZM244 209V208H243ZM50 210V209H49ZM52 210V209H51ZM223 210V209H222ZM231 210V209H230ZM233 210V209H232ZM206 211V210H205ZM245 212V211H244ZM243 212V213H244ZM231 213V212H230ZM235 213V212H234ZM246 213V212H245ZM221 214V213H220ZM111 215V214H110ZM217 215V214H216ZM227 215V214H226ZM245 215V214H244ZM243 215V216H244ZM230 216V215H229ZM249 216V215H248ZM35 217V216H34ZM227 217L228 216H221L220 218H222V219H227ZM240 217H242V216H240ZM258 218V217H257ZM103 219V218H102ZM105 220V219H104ZM107 221V220H106ZM105 221V222H106ZM262 221V220H261ZM96 222V221H95ZM227 222V221H226ZM251 223V222H250ZM254 225V224H253ZM119 227V226H118ZM121 227V226H120ZM256 227V226H255ZM86 229V228H85ZM117 229V228H116ZM120 229V228H119ZM119 229H117V230H119ZM158 230V229H157ZM123 231V230H122ZM216 232V231H215ZM226 232V231H225ZM206 233V232H205ZM225 234H228V233H225ZM91 236V235H90ZM132 236V235H131ZM232 236V235H231ZM256 236H258V238H260V240H262V244L260 243V245H258L257 247H255V248H253V249H250L249 247H252V245H253V241H252V239H250L251 241H249V242H246L245 244L246 245H244V244H242V247H239V246H237L236 245V243H234V240L230 243V244H228V246L226 247V246H215V245H212V244H210L209 242H208V237L207 236H202L200 239H198L197 241H196V243H195V248H194V253H198V255H199V257H200V263L199 264H239L238 263V261H237V258H239L240 257V254H239V252L240 251H242V249H245V254H246V256L245 257H243L242 258V261H243V264H264V221L263 222H259V225H258V227H257V231H256ZM134 238H136V236L134 237ZM133 238V239H134ZM37 240V239H36ZM36 242H38V241H36ZM259 243V242H258ZM39 244V243H38ZM88 244V243H87ZM99 244V243H98ZM146 244V243H145ZM241 244V243H240ZM5 246V245H4ZM35 246V245H34ZM41 246V245H40ZM90 246V245H89ZM18 249V248H17ZM5 250V249H4ZM3 253V252H2ZM35 253H36V251H35ZM141 253H144V251H141ZM154 253H156V252H154ZM256 253H259V255L258 256H256ZM137 254V253H136ZM145 254V253H144ZM28 255V254H27ZM148 255H149V253H148ZM151 255H152V253H151ZM195 255V254H194ZM22 256V255H21ZM197 256V255H196ZM37 257L39 258V260H40V262H39V264H82L81 262H79V261H73V263H69V261L67 260V259H69V260H71V259H73L72 258V256H68V257H66L65 255H54L53 254V251H52V253H48L47 251L45 252V251H38L37 252ZM137 257H138V255H137ZM150 257V256H149ZM153 257V256H152ZM199 257H196V259H197V262H198V258ZM148 258V257H147ZM76 259H77V257H76ZM7 260V259H6ZM34 261V260H33ZM194 261V260H193ZM162 262V261H161Z\"/></svg>", "mask_w": 264, "mask_h": 264}]
</instances>
